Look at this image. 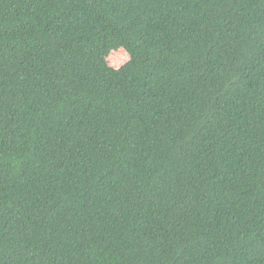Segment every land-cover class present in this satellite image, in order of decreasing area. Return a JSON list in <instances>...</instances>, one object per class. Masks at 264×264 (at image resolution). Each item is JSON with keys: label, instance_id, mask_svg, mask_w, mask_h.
Masks as SVG:
<instances>
[{"label": "trees", "instance_id": "16d2710c", "mask_svg": "<svg viewBox=\"0 0 264 264\" xmlns=\"http://www.w3.org/2000/svg\"><path fill=\"white\" fill-rule=\"evenodd\" d=\"M0 264H264V0H0Z\"/></svg>", "mask_w": 264, "mask_h": 264}, {"label": "rangeland", "instance_id": "374dc122", "mask_svg": "<svg viewBox=\"0 0 264 264\" xmlns=\"http://www.w3.org/2000/svg\"><path fill=\"white\" fill-rule=\"evenodd\" d=\"M128 60L129 57L126 54L125 50L119 44H116L107 58V63L113 68H120Z\"/></svg>", "mask_w": 264, "mask_h": 264}]
</instances>
